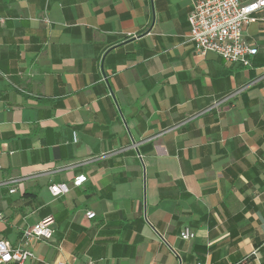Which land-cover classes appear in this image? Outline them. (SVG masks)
Here are the masks:
<instances>
[{"label": "crops", "instance_id": "crops-1", "mask_svg": "<svg viewBox=\"0 0 264 264\" xmlns=\"http://www.w3.org/2000/svg\"><path fill=\"white\" fill-rule=\"evenodd\" d=\"M196 1L0 0V237L55 217L26 264H264V8L244 66Z\"/></svg>", "mask_w": 264, "mask_h": 264}, {"label": "built area", "instance_id": "built-area-1", "mask_svg": "<svg viewBox=\"0 0 264 264\" xmlns=\"http://www.w3.org/2000/svg\"><path fill=\"white\" fill-rule=\"evenodd\" d=\"M264 8V0H252L243 3L240 0H198L188 16L190 24L189 39L195 45L197 53L207 56L210 53L218 54L231 63H240L244 66L251 64V59L258 53V49L252 46L246 39L245 29L258 20L257 12ZM44 21L50 24L49 17ZM74 140L76 134L74 133ZM5 149L0 147V157ZM1 168V165H0ZM87 180L84 174L78 175L73 180V186H80ZM21 178H11L8 182L13 185L10 192L17 190ZM53 196L67 194L71 185L66 182H53L49 186ZM88 218H94L96 213L92 210L86 213ZM3 214L0 213V218ZM55 217L48 215L37 223L24 230L18 246L0 237V264H26L35 257L32 250L33 244L39 240H50L53 237ZM180 236L191 240L196 233L185 227ZM54 264H71L65 260H58ZM86 264H94L87 261Z\"/></svg>", "mask_w": 264, "mask_h": 264}]
</instances>
